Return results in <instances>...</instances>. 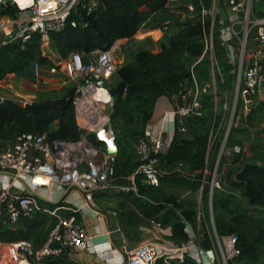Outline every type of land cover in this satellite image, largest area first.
Segmentation results:
<instances>
[{
    "label": "built area",
    "instance_id": "built-area-1",
    "mask_svg": "<svg viewBox=\"0 0 264 264\" xmlns=\"http://www.w3.org/2000/svg\"><path fill=\"white\" fill-rule=\"evenodd\" d=\"M168 1L177 3L182 0ZM217 1H222L235 16L244 6V0ZM256 1L264 6V0ZM79 6L85 7L81 0H31L24 8L16 0H0V48L19 42L21 49H24V44L34 34L46 38L51 33L61 32L68 22L74 27L76 23L72 17ZM96 6L94 0H88L87 12ZM9 7L16 10L15 17L6 16L5 10ZM188 8L192 10L191 5ZM26 12L30 15L20 20V14ZM255 36L256 48L251 66L242 69V59L239 60L241 107L245 115L248 108L245 96L249 95L252 106H255L263 80L264 15L257 21ZM232 37L230 27L220 30L219 39L222 44L232 41ZM117 48L115 43L109 49L95 50L88 55L73 52L61 68L60 73L64 76L59 80V88L64 91V96L73 108L78 129L76 139L53 140L46 134L25 132L12 137L10 144L0 140V227H12L21 218L31 219L36 215L53 221V227L38 244L29 240L0 242V264H61L68 250L83 251L89 246L91 237L79 220L80 210L65 202L67 193L72 189L90 202L94 201V197L106 194L118 196L132 193L139 197L138 180L143 182L142 185L158 187L162 177L183 173L185 166L179 165L170 170L161 160L171 147L172 140L157 139L151 147L148 139L141 136L132 150L135 167L126 177L119 179L117 176L115 163L118 147L108 115L114 107L111 94L113 79L120 69L115 56ZM158 48L151 43L142 47L153 53ZM40 68L39 64L33 65L35 79H40ZM191 86L186 89L182 103L174 111L176 130L181 134L187 133L188 121L203 118L205 114L194 79ZM8 88L10 94L0 95V102L31 105L28 101L16 99L14 88L10 85ZM34 88L38 87L35 85ZM235 107L236 103L233 104ZM101 138L103 142H100ZM216 167L217 164L213 166L210 182L207 183L210 200L214 189L219 187L215 179ZM199 181L205 183L204 177ZM179 216L187 237L184 242L175 243L170 226L151 220L149 226L154 239L142 243L126 252L124 258L109 264H171L181 263L185 259L196 264H228V261L239 256L236 237L217 236L213 223L220 259L215 254L211 240L208 247L203 246L199 237L203 218L200 211L195 212L193 220L184 219L181 213ZM209 219L212 222V213ZM108 250L117 257V251L111 248L104 249L100 254Z\"/></svg>",
    "mask_w": 264,
    "mask_h": 264
},
{
    "label": "trees",
    "instance_id": "trees-1",
    "mask_svg": "<svg viewBox=\"0 0 264 264\" xmlns=\"http://www.w3.org/2000/svg\"><path fill=\"white\" fill-rule=\"evenodd\" d=\"M97 6L88 13V0L81 1L82 8L72 17L76 25L70 22L59 33H51L43 38L34 34L31 40L24 44L10 43L0 48V81L9 75L35 81L33 65L47 66L52 70H60L69 60L73 52L84 55L95 50L109 49L117 40L131 38L152 15L161 13L166 0H94ZM210 0H193V19H177L176 33L171 35L167 43L162 44L158 52L145 49L139 50L129 66L120 69V79L111 94L114 98L112 118H118L127 128L138 123L145 125L151 117L153 106L161 96L182 97L185 85L192 83L195 73L191 69V60L202 56L204 50L203 38L210 29V20L204 19L201 10L210 8ZM10 8V7H9ZM8 9V8H7ZM6 9V10H7ZM11 16H16L12 8ZM160 27V23L158 24ZM189 62H184V59ZM264 66L262 68V71ZM232 71L229 67L222 74ZM233 72V71H232ZM202 77L208 78V73ZM195 80V79H194ZM124 89L126 91L124 92ZM54 131H51L53 126ZM211 118L193 119L186 123L191 140H183L176 131L171 147L161 158L169 167L185 166L196 172L197 177H186L181 173H172L160 179L158 187L139 184V198L135 200L139 214L149 220H154L171 227L174 242H184L186 234L183 231L182 214L186 220H193L195 212L180 211L182 206L172 199L165 198L162 187L166 180L179 183L190 191L199 189V176L203 172L206 161L213 152L211 162L216 161V153L220 140L209 149ZM46 134L49 139L71 141L77 138L78 129L75 123L74 111L70 101L63 95L58 99L43 100L29 106H19L12 101L0 102V140L12 139L20 133ZM117 142V141H116ZM118 145V143H117ZM133 154L118 151L115 169L119 175L127 176L133 164ZM133 170V169H132ZM233 187L241 188L242 200L250 207L264 209V166L243 164L236 169ZM207 190L205 189V192ZM216 211L223 212L214 223L217 236L234 235L236 247L240 254L236 259L254 261L264 252V214L254 217L233 195L218 193L214 197ZM207 216H209L207 214ZM47 226V232L53 227V221ZM24 229L10 230L0 227V242L13 243L19 240L33 241L35 244L43 241L39 237L43 227L47 225L46 217L36 215L33 218H21ZM210 241L203 240V246L208 247ZM196 264L190 259L181 263Z\"/></svg>",
    "mask_w": 264,
    "mask_h": 264
},
{
    "label": "rangeland",
    "instance_id": "rangeland-1",
    "mask_svg": "<svg viewBox=\"0 0 264 264\" xmlns=\"http://www.w3.org/2000/svg\"><path fill=\"white\" fill-rule=\"evenodd\" d=\"M81 1L84 2V0ZM192 1L193 0H182L177 3H170L166 0L162 12L151 16L148 25L161 22L163 23L161 25L163 31H165L164 28H168L162 41L158 43L157 48H159L156 52L159 51L162 44L167 43V40L171 35L176 33L177 27L175 22L178 18L181 20H189L195 17V15L192 14L194 8L192 7V10L188 8L192 4ZM210 1V8L208 10L202 9L200 12L204 19L210 20V29L203 38V54L198 59L191 60V69L195 74L196 71H198L201 76L208 73L210 68H213L214 70V77L217 82L215 93V96L218 98L216 100L217 107L215 108L214 105H210L205 100L210 97L209 95L211 93L208 86L209 81L205 77H203L205 87L202 89L204 100L201 99L200 95L199 97L204 109L207 110L205 116L211 118L212 130L209 138V149H212V146L216 144L218 140H220V147L216 153V161L214 163L211 162L213 154L211 151L204 170L199 176V178L204 177L205 183L202 184L199 182V189L197 191H190L179 183L173 182L172 180H166L162 187V194L165 198L172 199L175 203L182 206L180 211L201 212L203 218L201 220V229H199L200 240H211L215 247V254L219 257L218 259H220L219 248L215 240L212 223H215L218 216L222 217L223 212L216 211V207L213 203L214 197L218 193L233 195L244 207H246L247 210H249L252 216L259 217L264 214V209L261 210L260 208L258 209L248 206L247 203L242 200L241 188L233 187L234 185L232 184L237 169V167H234V164L239 163L243 151L244 153H246V150L251 152L253 159L259 162L258 166H264V102L260 103L257 100L255 106H252V109L247 108V113L245 115L241 107L242 82L238 75L240 59H242V69L251 66L252 57L254 55L252 53V39L256 32L257 21L264 15V6L256 0H244L243 8L233 17V19L230 20L228 16L232 15L222 1ZM10 12H12L11 7L5 10L7 17L11 16ZM224 12H229V15L225 14V16L223 14ZM223 27H230L233 31L232 41L227 44H222L219 39L220 30ZM154 37L156 39L158 35L155 34ZM229 47H232V52H229ZM115 56L121 70L130 65L127 55L122 48H117L115 50ZM197 61L200 62L195 64ZM184 62L186 63L189 61L185 58ZM229 67L232 68L233 72L231 71L228 74L221 73ZM262 76L263 80L261 87L262 96L264 98V69L262 71ZM119 79L120 74L117 73V76L113 79V86L111 89L116 87ZM59 80L60 78L57 77L46 84H42L40 81L38 87L49 90L48 95L50 98L58 99L64 95V91L59 88ZM32 83V80L15 76L11 79L10 85L15 88H22L31 87ZM16 93L17 95L14 93L16 99L30 101L31 104L37 101H42H35V99L33 100L30 97L23 96L19 91ZM224 97H226V99ZM224 100L227 103V108L225 110L222 107ZM234 103H236L235 108H233ZM112 114L113 112L109 111L108 115L118 143V151L124 150L128 154H131L135 142L141 137L138 127L140 124L138 123L134 127L127 128L118 118H112ZM55 129L56 126L54 125L51 128V131H54ZM3 141L5 144L11 143V139H5ZM215 164H217L215 179L218 182L219 187L214 189L213 197L210 200L207 183L210 182L212 168ZM168 169L171 170L173 167L168 166ZM181 175H185L186 177H197V173H193L189 169L184 170ZM205 189L207 190L206 192ZM100 199H102V197ZM135 200L146 202L145 199L139 198L131 193L118 196H105L102 204L104 202L103 205L106 208L110 207V209L116 212L118 216L120 215L123 217L129 233H133V235L139 237L141 239L140 241L152 240L154 239V234L150 232L149 221L151 220L145 219L139 214L137 207L133 204ZM210 213L213 215L212 222L211 219H209V216H207V214L209 215ZM47 220L48 223L43 227V232L39 237L40 240L47 234V226L50 223L49 219ZM172 240L175 241L173 238ZM176 242L177 244L182 243L178 241ZM228 264H264V252H261L258 258L254 261L235 258L228 261Z\"/></svg>",
    "mask_w": 264,
    "mask_h": 264
},
{
    "label": "crops",
    "instance_id": "crops-1",
    "mask_svg": "<svg viewBox=\"0 0 264 264\" xmlns=\"http://www.w3.org/2000/svg\"><path fill=\"white\" fill-rule=\"evenodd\" d=\"M223 14L229 15V12L227 13L224 12ZM231 15L232 16H228L230 20L233 19V17L235 16L233 14ZM148 23H149V20H146V22H144L141 25L139 30L131 38L120 39L115 42L117 43L118 48H122L125 51V54L127 55V58L130 63L133 62L134 56L139 50L142 49V47L145 44L151 43L154 47H157L158 43L162 41L164 34L167 33L166 31L168 29L167 27L164 28L165 31H163L162 28L158 25L159 23L150 24V25H148ZM162 24L163 23L160 22V25ZM155 34L158 35L156 39L154 37ZM255 48H256V36L254 35L252 39V53L253 54L255 53ZM231 49L232 47L231 48L229 47V52L231 51ZM199 62L200 61H197V63L195 64H198ZM60 71L61 69L57 71H53L47 66H41L40 79H35V81H33V83L31 84V87H22V88L13 87L14 93L17 95L16 92L19 91L21 95L30 97L33 100L35 99V101L36 100H42V101L51 100L53 98L49 97L48 95L49 90L38 87L37 83L40 80H42L44 83H47L57 77L61 79L64 75L60 73ZM214 74L215 73H214L213 68H210L208 71L207 79L209 81L208 86L210 88L211 93L209 95L210 97L205 100L207 103H209L210 105H214V107L216 108L217 107L216 100L218 98L217 96H215L216 89H217L216 88L217 82L215 80ZM194 75H195L194 79L198 86V92L200 90L199 95L201 99H203L202 89L203 87H205L203 77L201 76V74H199L198 71H196V74ZM13 77L15 76L9 75L4 80L0 81V95H3V96L9 95L10 91H9L8 86L10 85L11 79ZM35 85L36 87H38L37 89L34 88ZM188 87H192L190 82H187L185 85L186 89ZM259 93H260V90H259ZM182 98H183V95L181 98L180 96L171 97V98L167 96H161L157 98L154 103L153 111H152L151 117L148 120V122L145 125H138L141 136H144L148 139L149 145L151 147L154 146L157 139L173 141L177 133L176 132L177 131L176 130V118L174 116V111L176 107L182 103ZM224 98L226 99V97ZM258 101L260 103L264 102V100L260 101V95L258 97ZM222 107L224 110L227 108V103L225 100L223 102ZM205 112H207V110H205ZM179 136L183 140L192 139V135L188 133H184V134L180 133ZM132 160H133V164H135L136 163L135 159H132ZM243 164L259 165V162L255 161L253 159L252 153L246 150V153H244L243 151L241 155V159L239 160V163H235L234 167H237L238 169ZM115 171L119 179L126 177V176L119 175L117 169H115ZM140 183L141 185L143 184L142 181H140ZM109 195H114V194H106V195H101V196L98 195L94 197L93 202H90L83 195L79 194L74 189L70 190L67 193L65 197V202H67L68 204L80 210L78 214L79 220L81 221L86 231L90 235L91 242L89 246L83 251L78 250V249L68 250L63 257L61 264H109L112 261L120 260L121 258H124L126 252L134 250L142 243L150 241V240L140 241L141 239L139 237L133 235V233H129V231L127 230V225L124 221V218L121 217L120 215L118 216L116 212L110 209V207L106 208L103 205L104 202L102 204L103 198ZM99 197L100 198L102 197V199H100ZM6 228L10 230H17V229L23 230L24 229L21 221L15 226L6 227ZM107 248L116 250L117 257L112 255L109 250L105 251L103 255L100 254L101 251Z\"/></svg>",
    "mask_w": 264,
    "mask_h": 264
},
{
    "label": "water",
    "instance_id": "water-1",
    "mask_svg": "<svg viewBox=\"0 0 264 264\" xmlns=\"http://www.w3.org/2000/svg\"><path fill=\"white\" fill-rule=\"evenodd\" d=\"M29 15H30L29 12L22 13V14H20V16H19V19H20V20L25 19V17H26V16H29ZM259 90H260V93H259V95H260V101H263L264 98H263V96H262V87H261V86L259 87ZM245 99L248 101V105H247V106H248V109H252L251 97H250L249 95H246V96H245ZM100 142H103L102 138L100 139Z\"/></svg>",
    "mask_w": 264,
    "mask_h": 264
},
{
    "label": "bare ground",
    "instance_id": "bare-ground-1",
    "mask_svg": "<svg viewBox=\"0 0 264 264\" xmlns=\"http://www.w3.org/2000/svg\"><path fill=\"white\" fill-rule=\"evenodd\" d=\"M16 1L19 3L20 7L22 8L26 7L31 2V0H16ZM102 137L104 136L102 135Z\"/></svg>",
    "mask_w": 264,
    "mask_h": 264
}]
</instances>
